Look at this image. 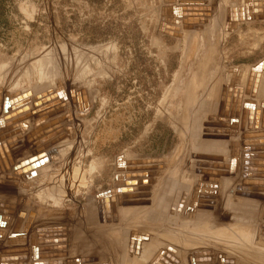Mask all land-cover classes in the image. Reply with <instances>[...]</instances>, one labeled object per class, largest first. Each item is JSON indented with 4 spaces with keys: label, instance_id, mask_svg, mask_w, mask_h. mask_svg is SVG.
<instances>
[{
    "label": "rangeland",
    "instance_id": "374dc122",
    "mask_svg": "<svg viewBox=\"0 0 264 264\" xmlns=\"http://www.w3.org/2000/svg\"><path fill=\"white\" fill-rule=\"evenodd\" d=\"M182 3L189 4L185 5L187 8H194L199 4L200 7L209 9L204 12L205 17L204 14L200 16L205 19L203 18L199 28L194 27L199 29L192 30L194 33L187 29L184 21L178 22L176 16L172 17L174 12L171 5L174 0H0V91L6 96V111H19L22 107L32 109L29 105L33 100L39 98L46 87L54 85L63 89L65 101L69 98L74 101V93L81 95L82 102L87 101L85 105H81L87 115H81L80 106L81 119L73 126L74 145L63 147L57 153V158L63 152L73 154L72 150H75L76 156L81 155L76 157L74 154L76 160L71 161L72 167L80 168L83 174L77 191L66 196L61 193L56 197L54 186L50 184V166L36 172L26 181L14 180V188L20 189L17 194L10 191L1 193L5 189L3 185L10 183L7 178L0 179V201L14 207L17 212L16 217L13 215L3 219L5 225L1 228L5 230V234L0 243L9 238L10 241L5 243L13 245L18 237L24 244L30 245V238L35 232L50 229L56 234L61 232L60 234H64L62 237L69 236V250L72 252H69V264H78L77 261L81 259L90 260L83 264H122L123 257L127 254L149 255L155 259L167 254L173 257L172 253L173 258L179 262L177 256L182 254V258L185 257L187 261L192 251L207 248L218 255L214 264H222L224 256L221 255L226 250L234 261L231 264H264V245L258 242L261 232L259 205L264 206V199H258L257 217L238 221L241 228L245 229L241 230L254 229L250 241L243 248L229 241L230 244L211 242L208 238L205 241L201 237L198 239L197 235L192 237L191 247L175 240L183 235H190L194 226L203 225L214 217L204 215L202 218L190 211L193 210L195 194L202 193L201 196L206 199L219 196L221 199L219 198L217 206L225 202L227 191L220 192L219 175L211 180H202L199 186L197 181L191 182L190 179L194 175V170L188 164L193 159L190 156H194L193 142L202 140L207 145L205 151L208 155L213 153L214 155L209 156L217 159L227 141V136L219 130L208 129L211 123L208 124L207 115L224 111L223 103L231 98V94L236 95L237 89L229 85L233 84L236 74L241 77V89H238L241 94L237 96V106L240 108L238 112L244 109L245 104L254 102L256 107L264 104V0H203L197 2V5L187 1ZM255 15L261 18L255 19ZM191 45H195L194 50ZM187 56L195 57L186 62ZM185 62L187 68L184 69ZM193 79H197L198 83L194 84ZM224 88L229 97L227 101L222 100ZM51 90L59 97V89L49 91ZM24 96L27 98L18 101L19 97ZM64 103L66 106V102ZM263 110H259L260 116L257 119L256 115L253 117L255 121L250 129L264 130L261 116ZM70 113L71 121H74V112ZM202 115H205V119ZM242 119L243 117L241 122ZM203 123L204 128L200 131L198 125ZM34 125L29 126L32 128ZM241 127L243 128L242 123ZM193 130H196L195 134ZM61 135L64 139L58 142H64L68 138L64 131L56 137ZM13 138H16L15 143L22 140L23 136L10 137ZM35 138L31 136L30 142L37 144ZM180 141H184L182 145H179ZM181 148H187L185 152L190 154L187 166L186 163L183 166L186 160L182 158L186 153L181 155L179 160L183 162L180 168L177 163L181 162L175 156ZM15 149L18 151L16 157L21 159L25 150L18 145ZM137 158L143 159L139 161H156V164L163 166V169H158L156 189L148 191L150 199L146 196L147 199L128 206V200L121 199L115 203L113 212L112 208L108 209L104 205L101 209L99 199H110L112 191L119 187V162L125 164L130 159ZM162 162L163 165H160ZM51 166H55L57 170L63 168L59 161H54ZM211 169L214 168L207 170ZM179 179L182 181L179 182ZM177 181L185 183V187L181 188L183 184L175 187ZM82 182L84 183L81 184ZM22 184L29 186V190L22 188ZM195 184L196 186H192ZM202 187L204 190L199 189ZM183 188L187 194L184 190L181 191ZM175 197L179 201L184 198V203L179 202L184 205H178V201L173 199ZM137 199L139 198H134ZM173 204L176 206L173 207ZM166 205L171 207L168 209L169 206ZM108 211L113 216H108L111 215ZM169 214L173 215L172 218ZM222 215L223 226H237L234 218L227 216L224 211ZM20 218L23 223L18 226L19 232L15 227ZM210 225L213 226L212 223ZM147 235L149 238H146ZM132 239L135 240L134 246L129 248ZM199 242L204 244L197 246L196 243ZM244 247L254 248V251L250 252ZM26 250L27 248L21 251ZM245 250L249 252L245 253ZM5 251L0 250V254H5ZM15 252L17 251L13 250L10 253ZM251 253L254 255L250 257ZM181 261L179 264H184L185 260ZM154 262L158 264L159 259ZM19 263L23 264L22 261L17 264ZM145 263L151 264L152 261H144L143 264Z\"/></svg>",
    "mask_w": 264,
    "mask_h": 264
},
{
    "label": "bare ground",
    "instance_id": "6f19581e",
    "mask_svg": "<svg viewBox=\"0 0 264 264\" xmlns=\"http://www.w3.org/2000/svg\"><path fill=\"white\" fill-rule=\"evenodd\" d=\"M184 1H187V3L194 2L197 5L198 4L197 2H201L203 0H174V4L171 5L172 8L174 7V10H173L174 14H172L173 15L172 17L176 16V18H178L176 21H178V22L184 21L187 29L189 28L191 30V32H193L192 30L195 29L194 28L195 26H198V28L200 27V25L202 23V21H200V20H202V17H200L201 15H198L200 18L199 17L193 18L194 16H197V15H190V13L194 12L193 10H189V9L183 10V8H187V7H185L186 3H184V5L182 3ZM187 5L189 6V4H187ZM193 5H195V4H193ZM191 6H192V4H191ZM199 7H200V5H199ZM192 8H193V6H192ZM202 13H204V12H202ZM191 16L193 19L191 18ZM203 16L205 17V13ZM257 16L258 15H255V19L261 18V17H257ZM194 19L199 20L198 23L195 22ZM190 20H194V21L192 22ZM191 26H193V28H191ZM192 48L194 50L195 45L192 46ZM1 76H3V75L1 74ZM233 80H234L233 85L229 84L230 87L236 88L237 91H239L238 89L240 88L239 86H240L241 77H239L238 74H236V76L233 77ZM193 81H194V84H195V82L198 83L197 79H193ZM235 82H237V84H235ZM192 85H193V83H192ZM234 86H236V87H234ZM50 87L51 88L46 87V90H43L41 93L43 94L45 92H48L50 89H53V90L59 89V90H57V92H59V94H60L59 97H55L54 99H52L50 101H52V103H53L54 101L61 100V104H64V106H65L64 102H66V106H65L66 112L64 113V110H63L61 113H58L55 117H49L48 114H43V113L33 114L35 110L40 109L41 107L50 103V101H48L46 103H42L43 105L40 104L39 106L34 107V104L36 102H42L44 97H42V98L37 97V99L33 100L32 104L29 105L30 107H33L32 109L24 110L25 107H22V109H20L19 111L17 109H14V110L8 112V111H6V110H8L7 109L8 103L5 100L6 96H4V94L0 91V135H1L0 136V179L7 178V180L10 183V185L9 184L3 185L5 187V189L1 193H4V192L8 193L9 191H10V193L12 192L13 194L19 193L20 189L14 188L15 186H13V183L16 181V179H22V181H24V180L26 181V179H28L29 177L31 178L33 175H35L36 172L43 170L48 166H50V168H51V171L49 172V174H50L49 177H50V180L52 182L50 184L54 186V194L56 195V197H57V195H61V193H62V196H63V194L66 196L69 193L70 194L73 193L74 190L78 189L77 186L81 182V179L83 178V176H82L83 174H82L80 168L74 167V166L72 167L71 161H74L73 159H75V157H73V155L75 154V150H72V151H74L73 154H71L70 152H63L62 155H60V157H58V158H57V153H58V150L63 148V147H67L71 144L74 145L73 144L74 142H72V139H73L74 134H75V132L73 130V126L76 125V123H79V119H81L80 113H79V108H80L81 104H79L76 101V104L74 105V101L70 98L67 101L63 100L65 98V95H64L65 92L63 91V89L57 88V87H55V85L50 86ZM191 88H192V86H191ZM49 92H52L51 95H55V92H53L52 90ZM42 94H41V96H42ZM236 94H237V92H236ZM7 96H9V95H7ZM230 97H231L229 99L230 101L228 100L226 103L223 104V107H225V104L229 107V111L228 110L226 111L228 115L224 114L225 108H222V109H224V111H222L221 113L218 112L215 114H213V113H210L208 115L206 114L208 116V119H209L207 121L208 124L211 123L209 127L206 125L208 127V129L209 130H211V129L219 130L221 134L223 133L227 136V137L225 136L227 141L226 142L224 141L225 143L223 144V146L221 145L222 143L220 144L222 146V149L220 150L221 154L218 155L219 157L217 156L218 157L217 159H213V157L211 158V156H209V155H211L213 153L208 155V153L205 151V147L207 145L205 143H203L202 140H199V142H197V143L192 141L194 143V145H193L194 156H192V155L190 156V157H193V159L191 160V163L188 162L190 152L189 153L185 152V151H187L186 150L187 148H184V149L181 148V151L178 149L179 153H177L175 156V158L177 160H179L181 155L183 153H186V154H184V157H182L183 160H186V161H184V162L182 161V162H183V166H184V163L188 162V164L191 165L190 166L191 170H194V175L192 178H190L191 182L197 181L198 186H199V184H201L202 180H204V179L211 180V179L216 178L215 175H217V176L219 175L220 192L226 193V191H227V193L225 194L226 196H225L224 204L223 205L219 204V206H217V203L220 201L219 196L216 195L215 199H213V198L212 199H206V198L201 196L202 193H200V192H199L200 194H198V195L195 194V196L196 195L197 196L196 197L194 196L195 199L193 200V203H194L193 210H190V211L195 213L194 215H196V216H202V218L205 217L204 215H207V216H210V215L213 216L214 215V217L210 218L208 221H205V224H203V225L201 224V225H197L196 227L194 226V231L200 235L195 234L194 231L192 230L191 234L189 233L190 235H187V236L183 235L180 238L175 239L179 243L189 245L190 247L193 244L192 240L194 238H192V237L197 235L198 239H199V237H201L205 241L206 240L208 241V239H209L211 242L216 241V242H221V243H225V244H230V243H228V241H229V242L236 244L238 246L240 245V247L243 248V245L246 246L247 242L250 241V237L253 235L252 231L254 229L251 227L252 231L251 230L243 231L245 229L241 228L240 222L242 219H246L248 221L251 217H257L258 212L256 211L257 210L256 208H258V206H256V205H259V204H257V202L259 201L258 199H264V171H259V169H258V168H260V170L264 169V165H263V163H264V130H255V128H252V129L249 128L252 126V121H253V119H251L252 120L251 123L249 121L250 111L251 110L255 111L253 117L256 115L255 118L257 119L260 116V113L257 114V110L259 107L257 106V110H256V108L254 106L255 104H253L254 102L252 104H245V107L242 110H243V115L247 114V118L245 120V123H243L244 116H242L243 119L241 122V118H242L241 117V111L242 110L240 111V113L236 112V110H237L236 108L238 107L237 106L238 105L237 100H239V99H237L236 95H232V94L230 95ZM234 97H236V101H235L236 103H233ZM19 98H21V97H19ZM19 98H18V101H20ZM58 98H60V99H58ZM222 100H223V97H222ZM86 102H87L86 100L83 101L82 105H85L84 103H86ZM229 102H230V106H229ZM232 106H235L234 111L231 110ZM219 107H221V106H219ZM88 108L89 107H87V109ZM259 110H261V109H259ZM29 112H32V113H29ZM70 112H74V115L76 117V119L74 121H71L72 117H71ZM13 113H17V114H13ZM18 114H20V115H18ZM85 114L86 113H84V111L81 109V115L85 116ZM33 116H35V117H33ZM261 116L263 117V120H264V110L261 113ZM31 117H32V119H27V118H31ZM64 117H66V118H64ZM204 117H205V115H202V118H204ZM211 117L213 119L214 118L215 119L221 118V120L213 121V120H210ZM57 119H61V121H59L58 124L61 125L60 127L62 128V132L64 131V133L65 134L67 133V136H68V138L66 140H64V142H62V141L58 142L57 141L58 143L55 142L57 145L52 143L53 140H55V139L58 140L59 136L53 138L52 141L50 140V141H48V143H44L40 146H37L35 143L30 142L29 138L31 137L32 134L37 132L35 135H37V138L39 139V137L42 136L41 131L43 132L45 127L48 128L50 126V124ZM23 120H25V121H23ZM21 121H23V122L20 123ZM241 123H242L243 128L241 127ZM29 125L30 126L34 125V126L31 128ZM204 125H205V123L198 125V128L200 131H201V129L204 128ZM28 126L30 127V129L28 128ZM179 127H180V125H179ZM181 127H182V123H181ZM6 128H7V130H5ZM37 128H39V129H37ZM63 128H64V130H63ZM27 129H29V130L27 131ZM205 129H206V127H205ZM241 129L243 130L242 132H241ZM194 131H196V130H193V132ZM207 131H205V132H207ZM205 132L203 131V133H205ZM61 133H59V134H61ZM198 133L201 134L202 132L198 131ZM194 134H195V132H194ZM194 134L192 133V135H194ZM19 135L23 136L22 140H17V142L14 143L16 138L10 139V137H12V136L18 137ZM26 136H28V138H26ZM218 137H222V136H218ZM195 138H196V136L194 137V139ZM199 139H200V137H199ZM223 139H225V138H223ZM194 141H196V140H194ZM205 141L206 140H204V142ZM183 142L184 141H182V143ZM17 145L20 148H23L22 150H25V153L23 154L24 156H22L21 159H19L18 156L16 157V152H18V151L15 148ZM193 147L191 146V148H193ZM41 148H44V149L41 151ZM77 148H78V145H77ZM77 148H76V151L78 150ZM208 148H206V150ZM65 149L68 150V148H65ZM71 149H73L72 146H71ZM74 149H75V147H74ZM211 151H213V150H211ZM217 151L219 152V150H217ZM206 153H207V157H205ZM41 154H43L44 156L40 157ZM76 154L74 156H76ZM85 154H86V152H85ZM215 155H217V154H215ZM233 155H234V157H232ZM77 156H81V155H77ZM33 158H36L37 160H35V161H33L27 165L21 166L23 163L30 161ZM48 160H49V163H48ZM139 160H143V159L137 158V159H130L129 161L133 162V161H139ZM54 161L61 162L63 165V168L61 170H57V168H55V166H51V165H54ZM179 162H181V161L179 160ZM182 162H181V164L177 163L178 166L180 165V168H181ZM45 163H48V164L46 165ZM121 164L122 163H120L119 170H118L120 172L119 177H118L120 181H117L119 184V187H118V189L112 191V193L110 194V196L112 198L110 197V199H107V200H109V204H110V208H112V212H113V208H116L115 203L117 201L123 199L124 197L129 196V194H131V193H134V191H129L128 193L127 192L124 193L121 191L122 188H126V190L128 191L129 189H134V187H137V189H139V191H140V192L136 193V194H138L137 196H139L136 198H139V199H137V200L127 199L128 200L127 206L132 204V203L139 202L140 200L143 201V199H147L146 194L148 193V191H151V189L152 190L156 189V186L158 185V183H157V181H159L158 169H163V166H159V163L158 164H143V165L139 164L136 166L135 165H128L127 162H125V164H122V165ZM160 165H163V162H162V164L160 163ZM36 166H37V168L35 169ZM175 166H177V165H175ZM186 166H187V163H186ZM204 166H206V167H204ZM209 166H213L212 168H214V169L207 170V169L211 168ZM215 166H217V167H215ZM183 168L184 167H182V169ZM176 169H178V168H176ZM167 170H166V172H167ZM180 170L178 169V171H180ZM173 171H170V172H173ZM145 172H151L152 176L133 177L131 179H127L125 177V175L128 173L134 174V173H145ZM174 172H176V170ZM176 173H178V172H176ZM117 175H118V173H117ZM181 177H183V176H181ZM147 179L149 181L148 185L143 184L142 182L144 180H147ZM171 180H172V178H171ZM155 181H156V183H155ZM181 181L182 180H180L179 182H181ZM184 181H187V180L185 179ZM19 182H20V180H19ZM127 182H129V183L135 182L136 184H128L127 185ZM171 182H173V181H171ZM177 182H175V183H177ZM179 182H178V184H176V186L175 185L174 186L178 188L179 186H177V185L183 184V186L180 185L181 188L185 187L184 186L185 183H183V182L179 183ZM211 182H213V180ZM83 183L84 182H82L81 184H83ZM51 185H50V188H51ZM192 186H196V184L192 185ZM55 187L57 190L55 189ZM175 187H171V189L175 188ZM22 188L29 190L30 187L22 184ZM167 188H169V187H167ZM177 188H175V189H177ZM142 189H145V191H142ZM199 189L204 190V187L199 188ZM51 190H53V189H51ZM182 190H184V188L181 189V191ZM167 191H168V189H167ZM171 191L173 193V190H171ZM171 191H170V196L172 195ZM178 191H180V189H178ZM58 192H60V194H58ZM167 193H169V191ZM185 193H186V191H185ZM179 194H180V192H179ZM142 195H144L145 197H142ZM210 195L213 196L212 194H210ZM44 196H45V194H44ZM148 196H149V194H148ZM165 196H164V198H165ZM185 197H187V196H185ZM148 198L150 199V197H148ZM159 198L161 199V197H159ZM20 199H23V198L21 197ZM168 199L171 200V198H168ZM173 199L178 201V203L180 201L182 203H184L182 201L184 198L180 201L177 200V199H179L178 197H177V199H176V197ZM170 200H169V202H170ZM162 202H163V200H162ZM166 203H167V201H166ZM172 203H174V202H172ZM102 204L105 207H107L106 206L107 203L105 200L103 201ZM124 204H126V202ZM167 204L171 205V203H167ZM174 205L176 206V204H173L172 206L175 207ZM178 205H181V203H179ZM183 205L184 204H182L181 206H183ZM104 206H103V208H104ZM166 206H169V205H166ZM259 206L261 207V211L259 213V217L261 216V222H260V226H259L261 232L259 231L260 236H259L258 242L261 243L262 245H264V206L263 205L262 206L259 205ZM23 207H25V206H23ZM170 207L171 206H169L168 209ZM179 208H181V207H178V209ZM168 209H167V211L170 213L171 211H169ZM174 209H177V207ZM171 210H172V208H171ZM5 211H8V212H5ZM26 211H27V209H26ZM94 211H96V210H94ZM94 211L91 213H94ZM222 211H224V213H226L227 216L235 219L236 225H237L235 228H227V227L223 226L225 224L223 223L224 217L222 215ZM243 211H246V212H243ZM108 212L111 213V215H108V216H113L112 212H110V211H108ZM174 212L176 213V210H174ZM163 213H164V211H163ZM245 213H248V214H245ZM27 214H29V213H27ZM13 215H14V217L17 216V212H16L15 208L12 206H7L4 203V201H0V219H2L0 221V239L5 234V230L3 228H1L2 226L4 227V225H5L4 224L5 221L3 219L8 217V216H13ZM30 215H31V213H30ZM30 215H29V217H31ZM85 216H87V214ZM170 216L172 218L173 215H170ZM177 216L178 215H176V217ZM33 218H34V215H33ZM238 219H240V220H238ZM75 221H78V220H75ZM238 221H240V222H238ZM253 221H255V220H253ZM33 222H34V220L32 221V223ZM151 222L149 224H151ZM208 222L212 223L213 226L210 225V223L208 224ZM12 223H13V221H12ZM22 223H23V219H21V218L18 219V224L16 225L15 230L19 229L18 231L20 232V228L18 226L19 225L21 226ZM250 224L252 225V222H250ZM30 225H31V223H30ZM185 226H186V224H185ZM31 227H33V224ZM34 227H36V226H34ZM45 228H47V227H45ZM241 229H243V230H241ZM247 229H249V228H247ZM46 230H48V229H46ZM18 231H17V233H18ZM60 231L64 232V230H62V229ZM42 232L38 230V232H35L31 236L30 245L24 244L20 239H18V237H17V239H15V243H13V245L5 243V242L10 241L9 238L5 239V241L1 240L3 243L2 242L0 243V250H3V252L6 250L5 251L6 253L0 254V264H17L18 261H22L23 264H69V262H68L69 256H70L69 252H71V250H69V243H70L69 242V236L67 235L68 237H62L64 234H60L61 233L60 232V233H57L58 234L57 235L55 233V231H46V233H42ZM210 232H212V233H210ZM39 234H44V235L49 234V237H40ZM61 237L65 238V239H63L64 241H62V242H60L58 240V239H62ZM173 237H176V236L173 235ZM183 238L185 240H182ZM245 238H248V239H245ZM56 239L58 241H56ZM196 239H197V237H196ZM46 240L52 241V242L46 243ZM65 240H67V241H65ZM152 242L156 243V240H153ZM4 243H5V245H4ZM79 244H77V245H79ZM196 244L198 246V245H202L204 243L199 242ZM62 245L67 247L66 249H64V251L55 250L56 247L62 246ZM26 248H27L26 251H24V252L21 251L22 249H26ZM244 248H247V247H244ZM12 249L14 251H18V252L10 253L11 251H13ZM247 249H249L250 252L254 251V248L253 249L247 248ZM198 252H210L211 254L208 255V256H210L209 257L210 260H208V261H200L199 259L196 260V258L203 257V256L195 255ZM227 252L228 251L226 250V252L222 253V255H221V256H224L222 258V261H221L222 264H231V263H227V261L233 260V259H231L230 253H227ZM229 252H230V250H229ZM247 252H249V251L245 250V253H247ZM172 254L174 257V253H172ZM181 255H180V257L177 256V259H179L180 261L182 259L185 260V262L183 260L181 261V262H184V264H214L215 259H218V255H215V252L211 251L209 248H207V249H196V250L192 251L191 257L190 258L187 257V258H189V259H187V261H186V259H184L185 257L182 258ZM252 255H254V254L251 253V255H249V256L251 257ZM148 256L149 255L145 256L143 254H139V255L127 254L123 257L122 264H143L144 261H150V262L152 261L151 264H156L154 261L157 259H159V261H160L162 258V257L157 256V258L152 259L151 256H149V257ZM146 257H147V259H145ZM170 257H172V255H170ZM14 259L16 261L12 263L11 261ZM259 259H261V261H262L261 257ZM175 260H176V258H175ZM168 261H169V264L170 263L176 264L175 262H171V259H169ZM176 261H178V260H176ZM236 261L238 262V258ZM179 262H177V263L179 264ZM19 264H21V263H19ZM158 264H160V262H158Z\"/></svg>",
    "mask_w": 264,
    "mask_h": 264
},
{
    "label": "water",
    "instance_id": "95a60500",
    "mask_svg": "<svg viewBox=\"0 0 264 264\" xmlns=\"http://www.w3.org/2000/svg\"><path fill=\"white\" fill-rule=\"evenodd\" d=\"M186 9H189V10H193L194 12L193 13H190V15H197V16H194L193 18H198L199 16L198 15H202V14H204V13H202V12H205L206 10H209V9H207L206 7H194V8H192V7H190V8H183V10H186ZM191 18H192V16H191ZM190 18V19H191ZM192 18V19H193ZM195 20V19H194ZM194 20H190V21H194ZM198 21L199 20H195V22H197L198 23ZM200 21H203V17H202V20H200ZM191 28H193V26H191ZM195 29H197V28H195ZM189 53V52H188ZM189 56V55H188ZM188 56H187V58H186V62H189V61H191V60H193L194 59V57L195 56H193L192 58H188ZM185 62V64H184V69L185 68H187V63ZM260 67V66H259ZM259 67H257V69H259ZM240 91H242V90H240ZM73 93H74V91H73ZM52 94V92H48V93H46V94H44V95H42V96H40L39 98H42V97H44V99L42 100V102H36L35 103V106H39L40 104H42V103H46V102H48V101H50V100H52V99H54L56 96L55 95H51ZM77 94V95H76ZM74 93V101H77L79 104H81L82 105V98H81V95L79 94V93ZM75 95H76V97H75ZM222 97H223V101H224V98L226 99V101H227V99H229V97H227L226 96V88H224V91H223V95H222ZM27 98V96H24V97H21V98H19V100H20V102L22 101V100H24V99H26ZM236 101V97H234L233 98V103H236L235 102ZM224 104V103H223ZM80 105V106H81ZM19 106V105H18ZM238 106H239V104H238ZM63 107H64V104H61V100H58V101H54L53 103H49V104H47V105H45V106H43V107H41L40 109H37L36 111H34V113L33 114H37V113H43V114H48L49 115V117H55L58 113H61L62 111H63ZM29 108L28 107H25V109L24 110H28ZM81 109L83 110V108H82V106H81ZM239 109L240 108H238L237 107V113H239L238 111H239ZM229 111V107L225 104V111H224V114H226V115H228L227 114V112L226 111ZM231 110H235V106H232V108H231ZM254 113H255V111L254 110H251L250 111V114H249V121H250V123H251V119H253V115H254ZM260 113V111L259 110H257V114H259ZM244 116V121H243V123H245V120H246V118H247V114L246 115H243ZM64 118H66V117H64ZM210 120H213V121H219V120H221V118L220 119H213L212 117L210 118ZM59 121H61V119H57V120H55V121H53L51 124H50V126L48 127V128H46L45 127V129H44V131L42 132L41 131V133H42V136H40L39 137V139L37 138V135H35L36 133H34V134H32L31 136H33V137H36L35 139H36V141L38 142L36 145L37 146H40V145H42V144H44V143H48V141L49 140H53V138H55L59 133H61L62 132V128L60 127L61 125L60 124H58V122ZM255 120H253L252 121V123L254 122ZM225 126V125H224ZM64 139V137H63V135H61L59 138H58V140H63ZM57 139H55V140H53V142L52 143H55V142H57L58 141ZM179 145H182V141H180V144ZM44 148H41V151L43 150ZM44 154V153H43ZM43 154H41L40 155V157H43L44 155ZM35 160H37L36 158H33V159H31L30 161H27V162H25V163H23L21 166H24V165H27V164H29V163H31V162H33V161H35ZM157 162L155 161V162H151V161H133V162H127V164L128 165H143V164H156ZM263 165H264V163H263ZM20 166V167H21ZM119 166H120V162H119ZM204 167H206V166H204ZM209 167H213V166H209ZM215 167H217V166H215ZM121 168V167H120ZM259 171H264V169H259ZM147 176H152V173L151 172H145V173H134V174H131V173H128V174H126L125 175V177L127 178V179H131V178H133V177H147ZM119 179V178H118ZM118 181H120V180H118ZM143 184H146V185H148V183H149V181H148V179L147 180H144L143 182H142ZM128 184H136L135 182H133V183H129V182H127V185ZM121 191L122 192H129V191H134V193H131V194H129V196H127V197H124L123 199H134V198H136V197H139V196H137L138 194H136V193H138V191H139V189H137V187H134V189H129L128 191L126 190V188H122L121 189ZM142 191H145V189H142ZM134 194V195H133ZM144 194V193H143ZM146 194V193H145ZM106 195V194H105ZM146 196H148V193L146 194ZM142 197H145L144 195H142ZM115 200V199H114ZM105 201H106V203H107V207L108 208H110V204H109V200H107V199H105ZM103 203V198H101V199H99V204H100V207H101V209H102V204ZM39 231H43L42 233H46V231H50V230H39ZM58 235V234H57ZM39 236L40 237H49V234H46V235H44V234H39ZM146 238H149V236L147 235L146 236ZM60 242H62V241H64L63 239H58ZM57 239H56V241H58ZM49 242H52V241H48V240H46V243H49ZM134 242H135V240L134 239H132L131 240V245H130V248H133V246H134ZM45 243V242H44ZM67 247L66 246H58V247H56L55 248V250H63V249H66ZM49 250V249H48ZM18 252V251H17ZM211 253L210 252H198V253H196L195 255H199V256H203V257H199V258H196V260L197 259H199L200 261H208V260H210V256H208V255H210ZM169 259H171L172 261H174V262H176L177 263V261L174 259V258H172V257H170V255H166V256H163L162 258H161V260L159 261L160 262V264H169ZM89 263L90 262V260L89 259H87V261H85L84 259H81L80 261H77V263L78 264H80V263ZM227 263H234V261L233 260H230V261H227ZM171 264V263H170Z\"/></svg>",
    "mask_w": 264,
    "mask_h": 264
},
{
    "label": "crops",
    "instance_id": "0c3cea01",
    "mask_svg": "<svg viewBox=\"0 0 264 264\" xmlns=\"http://www.w3.org/2000/svg\"><path fill=\"white\" fill-rule=\"evenodd\" d=\"M173 10H174V7H173ZM231 85H233V84H231ZM240 85H241V83H240ZM235 91V90H234ZM237 92V94H236V97L237 96H239L241 93L239 92V91H236ZM264 105V104H263ZM250 106V105H249ZM255 106V108H256V110H257V107H256V105H254ZM251 108V107H250ZM258 109H264V106L263 107H259Z\"/></svg>",
    "mask_w": 264,
    "mask_h": 264
}]
</instances>
